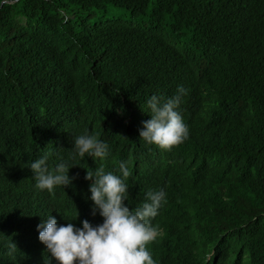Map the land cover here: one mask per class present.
Instances as JSON below:
<instances>
[{
    "label": "trees",
    "instance_id": "1",
    "mask_svg": "<svg viewBox=\"0 0 264 264\" xmlns=\"http://www.w3.org/2000/svg\"><path fill=\"white\" fill-rule=\"evenodd\" d=\"M109 8L128 15L94 22ZM179 86L188 139L147 144V101ZM86 131L103 160L72 158ZM44 155L74 165L54 195L29 167ZM121 162L131 210L166 193L155 264H264V0H0V264H58L37 225L103 223L85 176Z\"/></svg>",
    "mask_w": 264,
    "mask_h": 264
},
{
    "label": "clouds",
    "instance_id": "2",
    "mask_svg": "<svg viewBox=\"0 0 264 264\" xmlns=\"http://www.w3.org/2000/svg\"><path fill=\"white\" fill-rule=\"evenodd\" d=\"M187 90L183 86L177 89L172 98L153 95L147 101L151 119L143 121L139 130L140 139L149 145L171 151L189 137V129L178 111L183 95ZM73 157H92L103 160L109 155L108 145L100 139L99 133L79 135L74 138ZM48 156L30 163L34 173L36 187L54 195L56 186H70L72 179L69 166L59 163L53 170L47 164ZM122 177L112 172L105 173L103 167L95 171L88 170L86 180L90 185L91 200L94 202L92 215L97 211L103 217V223L93 226L87 219L82 227L69 222L59 225L52 215L37 225L39 240L46 246L58 264H155L148 246L160 235L151 221L158 215L162 202H166L163 190H149L146 202L131 210L125 201L128 199V185L125 181L131 172L125 162L119 165ZM9 255L17 245L11 242Z\"/></svg>",
    "mask_w": 264,
    "mask_h": 264
},
{
    "label": "rangeland",
    "instance_id": "3",
    "mask_svg": "<svg viewBox=\"0 0 264 264\" xmlns=\"http://www.w3.org/2000/svg\"><path fill=\"white\" fill-rule=\"evenodd\" d=\"M128 12L124 9L120 8H109L106 13L104 12H97L94 18L95 21H99L101 19H126Z\"/></svg>",
    "mask_w": 264,
    "mask_h": 264
}]
</instances>
